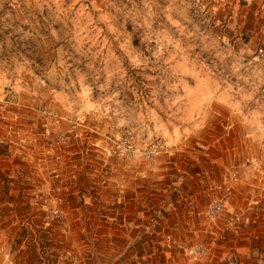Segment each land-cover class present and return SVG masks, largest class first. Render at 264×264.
Returning a JSON list of instances; mask_svg holds the SVG:
<instances>
[{
  "label": "rangeland",
  "instance_id": "374dc122",
  "mask_svg": "<svg viewBox=\"0 0 264 264\" xmlns=\"http://www.w3.org/2000/svg\"><path fill=\"white\" fill-rule=\"evenodd\" d=\"M200 1L213 24L194 16L188 0H0V198L12 200L16 176L29 181L32 163L42 157L57 185L74 184L73 206L81 215L68 219L63 232V217L44 218L53 206L40 207L43 217L31 221L0 213V248H9V258L34 264L263 260L264 236L251 233L264 229V221L250 209L239 219L231 195L238 181L256 178L251 168L244 172L256 162L253 144H259L249 137L261 133L264 145V70L251 61L264 49V42L252 41L264 29L251 21L253 0L245 13L247 0ZM214 100L224 102L228 115L249 113L246 124L209 117L220 108ZM127 135L141 148L159 143L158 154L117 157L115 144ZM109 183L111 191H99L130 195L131 203L94 201L98 185ZM219 185L231 195L211 219L206 209L220 196ZM34 225L39 233L28 229ZM195 242L205 251L192 258L186 248Z\"/></svg>",
  "mask_w": 264,
  "mask_h": 264
},
{
  "label": "crops",
  "instance_id": "0c3cea01",
  "mask_svg": "<svg viewBox=\"0 0 264 264\" xmlns=\"http://www.w3.org/2000/svg\"><path fill=\"white\" fill-rule=\"evenodd\" d=\"M249 1L247 5L242 6V13H245L246 11V6L252 3V1ZM253 8L251 9L252 11V18L251 21L253 23H257L255 25H258L257 28L259 29H264V0H253ZM242 19H243V14H242ZM245 22V20H243ZM263 30L260 32H257L258 34L252 39L253 43L254 42H264V34ZM214 102H217V104L220 105L219 111L217 112H210L209 117H216L221 120V118L226 119L228 116H230L231 122L233 123V127L238 128L240 125H245L246 124V119L249 115V113H245L242 111H235L231 112L228 115V109H225V107H222L221 104L224 102L222 100H214ZM219 102V103H218ZM221 102V103H220ZM226 110V111H222ZM57 129L60 131L63 129V124L62 122H57L54 124ZM241 127V126H240ZM255 136H250V140H259V144L254 143V154H255V160L256 162L248 166L247 169L244 170L246 173L249 171L248 169L251 168L252 173H254V179L255 181H250L249 183L244 182L243 180L238 181V184L236 186V192H234L231 196L232 199L234 197V206L233 207V212L235 213L238 218H244V215L246 213H249L248 210H254V211H259L260 215V220L264 221V218L262 219L261 216L263 215L264 212V145L261 144V133H254ZM44 153H50V150L45 149L43 150ZM37 154V153H35ZM41 156V155H40ZM43 156V155H42ZM45 156V155H44ZM47 159L40 157L39 159H36L32 164V178L29 181H23V179H19L18 176H16V179L13 181V190H10V192H13V199L9 201H2L0 198V204L2 205H8V206H15L17 208H14L12 211H9L5 213V211L2 208V205L0 206V213L10 215L9 213H12L14 217H16V220L25 221L27 219H30V221L37 220L39 219L42 214L43 217V211H41V214L39 213V208L43 206H53L57 209H59L63 213V221L61 222L62 229L61 231L67 232V227L68 224L67 221L68 219L71 220H77L79 218L80 212L74 208V201L75 198H77V193L73 192V186L74 184L72 183H67L65 181H61L59 185H57V181L54 179L49 178V173L50 169L48 168L50 166V163L46 162ZM21 168L22 165H19ZM3 169H0L2 171ZM237 172V171H236ZM19 176H22L21 172H17ZM237 174V173H236ZM238 175L240 176V172H238ZM238 175H235L236 180L238 178ZM15 177V176H13ZM247 178V176H246ZM254 182V183H252ZM251 183V186L249 184ZM100 185H103L102 183ZM98 185L97 187V195L93 198L94 201H98L99 203H109V204H114L116 205L117 203H123L124 205L130 204L131 203V197L125 196L122 194H117L113 195L108 194L104 195L103 191H99L100 188L103 189H109L111 191V183L107 184L105 187H100ZM118 185V183H117ZM115 185L114 189H118V186ZM113 186V185H112ZM251 188V189H250ZM70 189L71 191H68ZM118 191H121L118 189ZM73 194L74 196L72 197ZM122 196V197H121ZM82 198H84V194H82ZM229 202V200H228ZM227 202V203H228ZM231 202V201H230ZM226 203V204H227ZM258 205V206H257ZM253 207V208H252ZM261 207V208H260ZM99 208V207H98ZM26 211V212H25ZM119 210H115V213H117ZM115 213L112 214V219H115L117 215ZM130 213V212H129ZM256 213V212H255ZM28 216V218L26 217ZM257 216V215H256ZM39 217V218H38ZM123 219H126V212L124 211L123 213ZM25 219V220H24ZM256 219V218H255ZM28 221V220H27ZM19 222V223H20ZM30 222H28L29 224ZM21 225H25V222L20 223ZM28 229L35 230V232L39 233V227L37 225H34L33 227H29ZM38 229V230H37ZM4 229H0L1 233ZM21 232V230H19ZM117 232L118 229H115ZM4 232H7L6 230ZM114 233L116 238H119L122 236L123 238H126V234L123 233ZM62 233V232H61ZM252 235H261L264 236V229L260 230H255ZM264 246H261L263 248ZM251 249L249 246L247 247ZM8 247H1L0 248V264H34L32 261H20L16 258H9V252H8ZM247 249V251H250ZM245 246H243L241 252L245 253ZM2 256V258H1ZM262 259V258H261ZM241 260L243 262L247 261L246 256L243 255ZM252 261H255L253 264H264V258L263 260L256 258H252Z\"/></svg>",
  "mask_w": 264,
  "mask_h": 264
},
{
  "label": "built area",
  "instance_id": "2783aa9c",
  "mask_svg": "<svg viewBox=\"0 0 264 264\" xmlns=\"http://www.w3.org/2000/svg\"><path fill=\"white\" fill-rule=\"evenodd\" d=\"M115 1L127 2L129 0H115ZM188 2L191 5V9L194 16H201V17L203 16L204 21L213 24L211 13L204 11L200 0H188ZM223 44L224 46L228 45L227 42H224ZM251 61L261 65L264 70V49H260L253 56ZM58 139L64 142L66 140V137L64 134H60L58 136ZM159 148H160L159 143L152 144L149 147L141 148L136 144H134L131 135H127L125 136V138L119 140L115 144L114 154L123 160L132 161L137 157H140L145 160H151L158 154ZM234 178L235 176H231L230 180H234ZM218 189L221 193L220 196L216 200L211 202L206 209L207 217L211 219H215L219 217L224 212L227 200L231 195L230 188H225L219 185ZM62 217H63V213L59 209H55V208L45 209L44 218L48 221L59 220ZM204 251H205V247L200 242H195L191 244L188 248H186V253L188 254V256L192 258L199 257Z\"/></svg>",
  "mask_w": 264,
  "mask_h": 264
}]
</instances>
